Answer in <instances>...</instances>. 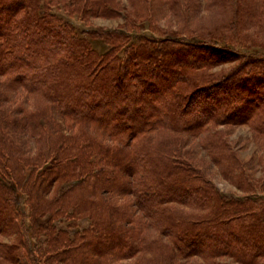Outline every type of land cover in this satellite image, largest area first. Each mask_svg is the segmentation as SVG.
<instances>
[{
    "label": "trees",
    "instance_id": "16d2710c",
    "mask_svg": "<svg viewBox=\"0 0 264 264\" xmlns=\"http://www.w3.org/2000/svg\"><path fill=\"white\" fill-rule=\"evenodd\" d=\"M132 1L123 29L79 33L53 8L112 19L115 1L0 0V235L25 250L20 191L33 219L50 217L37 229L48 231L50 263L144 255L150 264H264V200L232 177L237 160L224 143L208 149L244 193L227 197L179 144L210 125H248L264 137V0H209L223 15L184 29L188 41L180 31L132 37L152 18L145 0ZM166 4L185 21L179 1ZM90 39L110 49L100 53ZM240 48L251 55L232 73L205 71L236 62ZM67 219L89 225L70 238L52 226ZM18 249L0 246V264H18Z\"/></svg>",
    "mask_w": 264,
    "mask_h": 264
},
{
    "label": "rangeland",
    "instance_id": "374dc122",
    "mask_svg": "<svg viewBox=\"0 0 264 264\" xmlns=\"http://www.w3.org/2000/svg\"><path fill=\"white\" fill-rule=\"evenodd\" d=\"M112 7L119 14L118 17L112 19L105 18H87L83 19L78 14L70 15L63 8H53V12L62 16L69 21L76 30L86 33L96 31H119L127 25L126 14L133 11L132 0H113ZM151 11V19L140 24L133 30L131 36L141 35L151 40H161L167 36L164 33L174 35L176 31H180L178 36L180 39L193 40L192 37L184 36L187 27L192 29H201L202 26L210 25L212 21L218 22L221 18L222 9L214 8L209 4V0H177L180 3L184 19L174 18L166 4V0H145ZM216 19V20H214ZM184 30V31H183ZM177 37V38H178ZM264 40V38H262ZM93 47L100 53H105L110 49L104 40L90 39ZM224 46V44H221ZM239 48V47H238ZM218 49V48H217ZM220 50H223L220 48ZM250 49H238L239 58L236 62H225L223 64L207 69L212 78H220L223 75L232 73L235 68L241 66L240 60L243 57L251 55ZM262 55V54H259ZM260 57V56H258ZM180 150L187 154L189 162L196 168H199L203 174L210 179L219 191L227 197L243 196L244 193L238 190L234 184L225 180L219 166L212 162V156L208 149L211 145L224 143L227 146L229 156L239 163L234 168L233 178H237L243 185L245 192L264 200V137H259L252 131L248 125L240 126H209L207 131L198 138H191L187 135L180 137ZM211 149V148H210ZM232 158V157H231ZM187 159V158H186ZM216 159V158H215ZM239 167V168H237ZM236 169V170H235ZM232 178V179H233ZM231 179V178H230ZM14 205L18 209L21 216L18 224L24 229V233L20 235L25 250L20 247L19 240L15 235H0V246L17 245L19 249L16 255L19 256L18 264H55L52 261V251L48 238V231L38 230V225L44 228L49 227L50 217H42L33 219L31 214V203L28 202L27 195L18 191L14 201ZM38 222V224H37ZM89 220L81 219L73 226L72 220H58L52 223L57 230L66 231L70 238L76 231L87 229ZM36 227V228H35ZM35 228V229H33ZM150 257L140 255L135 259L122 261L116 264H150ZM163 264H170L163 262ZM176 264H204L200 259H191L189 261H180Z\"/></svg>",
    "mask_w": 264,
    "mask_h": 264
}]
</instances>
